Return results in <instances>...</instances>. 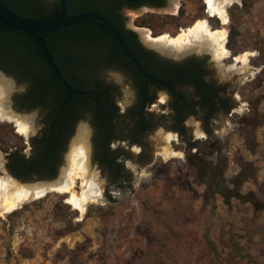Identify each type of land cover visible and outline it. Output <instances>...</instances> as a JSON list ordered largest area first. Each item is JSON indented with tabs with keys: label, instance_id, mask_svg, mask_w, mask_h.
Here are the masks:
<instances>
[{
	"label": "rangeland",
	"instance_id": "1",
	"mask_svg": "<svg viewBox=\"0 0 264 264\" xmlns=\"http://www.w3.org/2000/svg\"><path fill=\"white\" fill-rule=\"evenodd\" d=\"M204 2L179 0L174 9L132 11L128 21L135 20L140 34L139 28H146L155 37L176 35L209 18L201 14ZM226 9L229 34L236 31V52L228 49L235 55L248 53V62L219 57L227 63L218 76L226 80L225 97L233 108L217 113L212 133L198 117L188 120L184 135L165 134L158 126L149 135V160L141 164L134 156L117 183L93 165L87 178L97 181L100 194L84 212L66 201L68 193L58 191L31 197L10 211L0 207V264H264V210L236 197L229 205L220 193H208L192 156L224 168L229 187L264 200V0H236ZM212 19V27L222 25L218 17ZM1 77L0 100H10L14 111L17 94L29 82L14 73ZM18 113L30 133L21 134L10 120L0 121L1 176L8 175V152L23 148L28 154L42 125L37 111ZM81 137L87 142L79 132L70 140L59 173L72 166L70 157ZM190 140L198 141L197 147L189 149ZM166 147L172 151L168 155ZM77 182L82 191V180Z\"/></svg>",
	"mask_w": 264,
	"mask_h": 264
},
{
	"label": "flooded vegetation",
	"instance_id": "2",
	"mask_svg": "<svg viewBox=\"0 0 264 264\" xmlns=\"http://www.w3.org/2000/svg\"><path fill=\"white\" fill-rule=\"evenodd\" d=\"M39 1L51 8L60 6V0H33L37 16L43 15ZM178 1L69 0L68 18L88 11L109 13L143 68L160 80L145 77L104 24L97 20L85 21L82 28L89 31L90 42L76 50L64 44L61 58L55 60L72 87L84 93L73 94L59 112L69 92L48 65L47 78L52 88L47 91L38 83H29L24 92L17 94L16 110H11L16 116L21 110L37 111L43 120L35 136L42 138L47 134L53 139L52 157L60 159L59 165L44 171V175L33 174L35 179L58 174L69 142L77 132L87 137V142L84 137L77 142L85 144L87 150L89 146L90 167L95 165L106 170L110 180L114 176L123 178L112 170L125 168L128 162L135 160L134 156L141 159V164L144 158L149 160L147 157L152 155L149 135L160 125L165 134L174 131L182 135L181 128L187 129L188 120L198 117L203 129L212 133L211 125L217 113H225L227 107L226 80L218 76V71L227 63L220 60L215 48L193 49L189 53L167 52L145 41L134 28L135 20L134 23L128 21L127 14L132 11L174 9ZM204 3L201 14L208 16ZM57 15V12L50 14L51 17ZM97 30L102 32L97 33ZM53 43L58 45L56 40ZM0 71L10 74L3 68ZM61 93L63 100L58 103L56 96ZM158 105L161 108L156 112ZM206 118L210 120L208 125ZM33 151L32 145L28 154L22 152L30 158Z\"/></svg>",
	"mask_w": 264,
	"mask_h": 264
},
{
	"label": "trees",
	"instance_id": "3",
	"mask_svg": "<svg viewBox=\"0 0 264 264\" xmlns=\"http://www.w3.org/2000/svg\"><path fill=\"white\" fill-rule=\"evenodd\" d=\"M3 1L13 11L29 18L52 19L55 17H51V13H59V4H57V6L53 5L51 8L49 5L39 1L40 3L38 5L41 6L43 15L37 16V11L34 9L36 4L33 2V0ZM104 14L111 20L109 13L104 12ZM84 23L74 27L62 29L57 32L44 34L47 44L56 61H59L61 58L62 46L64 44H67L70 48L76 50L79 46L90 42L89 31L82 28ZM101 32L102 30H97V33ZM235 35L236 31L235 29H232L227 42L228 48L232 49L234 52H236L234 44ZM54 40L58 42V45L53 43ZM0 68L8 70L10 73H14L17 76L28 80L29 83H38L44 90L48 91L53 86V84L47 78L48 63L45 60L36 40L26 33L9 29L1 23ZM56 98L58 103H60L63 100L62 93L57 95ZM225 103L227 104L225 113H229L233 108V103H230L228 100H226ZM205 121L207 125L210 122L209 118H206ZM186 131L187 129L185 127L181 128L182 135H184ZM207 133L211 134L209 131ZM32 145L34 147V151L30 158H26V156L23 154V148H16L15 150L8 152L7 155V168L14 176L22 179L23 181L34 180L35 178L33 177V174L36 173V176L38 177L42 176L44 175V171L56 168V166L60 163V159H55L52 157L53 139H51L47 134H45L42 138L39 136H34L32 138ZM197 145L198 141L190 140L188 143V148L192 149L197 147ZM192 156L196 158L194 166L196 167L197 176L200 181L206 184L208 193H220L223 196L224 201L229 205L232 203V199L236 197L250 202L256 211L264 210V200L259 198L254 192L251 191L247 194H243L240 192L238 187L231 188L228 186L227 180L224 176V168L218 164H214V162L208 159L198 157V154H193ZM112 171L122 176L124 175L125 171L128 173V170H125V168H117ZM117 177L118 176H114L110 180L112 184L119 181L120 178ZM239 177L240 174H238L237 179H239ZM125 178L130 179L129 175H127Z\"/></svg>",
	"mask_w": 264,
	"mask_h": 264
},
{
	"label": "bare ground",
	"instance_id": "4",
	"mask_svg": "<svg viewBox=\"0 0 264 264\" xmlns=\"http://www.w3.org/2000/svg\"><path fill=\"white\" fill-rule=\"evenodd\" d=\"M235 1L236 0H205L208 7L207 11L209 18L218 17L222 24L220 27H212L209 18H200L193 25L182 28L176 35L164 33L155 37L150 29H139L145 41L167 52L180 53L193 49L201 50L208 47L209 49L215 48L219 57L228 58L233 56V54L227 46L229 35L227 26L230 23V16L226 8ZM234 60L237 63H247L248 53L237 54ZM3 80L4 79L0 75V83ZM8 85L9 84L6 86L9 90L10 86ZM1 93L3 94V92ZM8 106L7 100H0V121L10 120L15 123L17 129H26V131L18 132L23 135H28L30 133V127L27 122L23 120L22 116H15ZM171 152L172 151H169L168 147H166V155ZM0 157H2L1 152ZM71 160L72 166L65 168L62 171L61 177L54 182L22 183L16 181V179L9 176L8 173V175L5 176L0 175V207L6 211H10L31 197H41L50 191H58L61 193H68L66 201L72 204L76 209L84 212L86 205L99 197L100 187L95 179L89 180L87 178V174L91 167L88 163V150L85 144H78L75 146L74 154L70 157V162ZM79 180H82L85 187L82 191L76 189L77 181Z\"/></svg>",
	"mask_w": 264,
	"mask_h": 264
},
{
	"label": "water",
	"instance_id": "5",
	"mask_svg": "<svg viewBox=\"0 0 264 264\" xmlns=\"http://www.w3.org/2000/svg\"><path fill=\"white\" fill-rule=\"evenodd\" d=\"M132 2H140L142 0H127ZM68 10H69V0H60L59 13L57 17L52 19H36L29 18L23 15L18 14L13 11L10 7H8L3 0H0V23L6 26L9 29L26 33L33 37L39 45V48L42 51V54L47 61L48 65L52 68L55 73V76L60 80V82L64 85V87L68 90V96L63 100L59 107V112L62 111L63 107L68 103L73 94H81L84 91H78L72 87L70 82L64 77L60 67L56 63L52 52L47 44V41L44 37L46 33L57 32L62 29H66L69 27H73L75 25L84 23L87 20H97L105 25V27L114 35L116 40L118 41L121 49L124 54L135 63L138 69L144 74L145 77L151 78L154 80H160L158 77L148 73L142 66L140 60L134 54V52L127 45L124 40L120 30L118 27L104 14L96 11H88L84 13H80L68 18ZM188 50L185 53H189ZM235 54H233V58ZM0 75L5 78L6 74L0 71ZM8 105L10 104V100L7 101ZM4 159H6L4 157ZM62 170L55 177L52 178H42V179H34L31 181H22L15 177L9 170L6 169L7 173L22 183H33V182H54L58 180L62 175Z\"/></svg>",
	"mask_w": 264,
	"mask_h": 264
},
{
	"label": "snow or ice",
	"instance_id": "6",
	"mask_svg": "<svg viewBox=\"0 0 264 264\" xmlns=\"http://www.w3.org/2000/svg\"><path fill=\"white\" fill-rule=\"evenodd\" d=\"M18 131H26V129L18 128Z\"/></svg>",
	"mask_w": 264,
	"mask_h": 264
},
{
	"label": "built area",
	"instance_id": "7",
	"mask_svg": "<svg viewBox=\"0 0 264 264\" xmlns=\"http://www.w3.org/2000/svg\"><path fill=\"white\" fill-rule=\"evenodd\" d=\"M212 25V24H211ZM213 26V25H212Z\"/></svg>",
	"mask_w": 264,
	"mask_h": 264
}]
</instances>
